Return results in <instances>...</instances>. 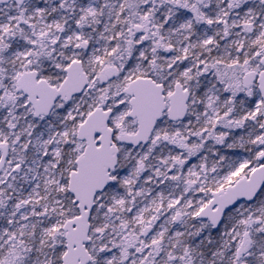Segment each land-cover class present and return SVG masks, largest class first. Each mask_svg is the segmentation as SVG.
<instances>
[{
  "label": "snow or ice",
  "instance_id": "6c2138e0",
  "mask_svg": "<svg viewBox=\"0 0 264 264\" xmlns=\"http://www.w3.org/2000/svg\"><path fill=\"white\" fill-rule=\"evenodd\" d=\"M0 264H264V0H0Z\"/></svg>",
  "mask_w": 264,
  "mask_h": 264
}]
</instances>
